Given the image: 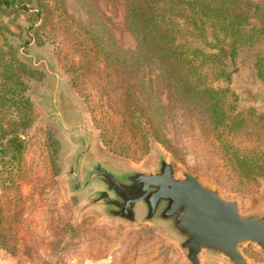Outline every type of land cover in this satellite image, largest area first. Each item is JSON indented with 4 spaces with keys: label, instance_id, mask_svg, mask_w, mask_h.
<instances>
[{
    "label": "rangeland",
    "instance_id": "374dc122",
    "mask_svg": "<svg viewBox=\"0 0 264 264\" xmlns=\"http://www.w3.org/2000/svg\"><path fill=\"white\" fill-rule=\"evenodd\" d=\"M56 1L61 0L46 3L54 8ZM242 1L264 9V0ZM41 4L33 0L28 12H0L3 35L16 57L42 74L26 77L24 95L33 107V121L22 130L23 165L0 177V237L10 240L7 249L0 239V264H190L161 226L131 225L106 217L99 207L86 209L88 196L101 187L71 193L70 160H76L83 140L86 165L101 161L149 173L163 155L174 162L179 176L197 175L225 199L238 201L244 215L263 214L264 176L245 179L229 163L235 150L257 144L264 148V81L252 50L242 51L231 65L230 84L214 83L217 88L229 86L237 113L246 118L244 130L222 131L221 141L207 116L179 101L154 65L145 63L134 78L126 79L120 66L95 61V70L92 60L77 52L73 36L78 38L80 28L74 19L106 27L117 48L138 51L122 0H66V9L50 13ZM4 42L0 37V44ZM126 85L132 86L131 95L124 94ZM129 108L147 123L139 128L146 136L131 133ZM242 251L250 264H264V253L256 245L243 246ZM203 264L228 263L205 257Z\"/></svg>",
    "mask_w": 264,
    "mask_h": 264
},
{
    "label": "trees",
    "instance_id": "16d2710c",
    "mask_svg": "<svg viewBox=\"0 0 264 264\" xmlns=\"http://www.w3.org/2000/svg\"><path fill=\"white\" fill-rule=\"evenodd\" d=\"M33 0H0V12L11 9L30 10ZM41 6L54 12L66 9V0L56 1L51 8L46 0ZM113 1V0H112ZM119 1V0H117ZM127 13V28L135 38L137 52H124L106 27L73 20L80 32L73 35L77 52L92 61L109 62L125 70L126 79L148 63L154 65L182 103L203 113L212 122L215 134H235L245 129V114L237 113L236 95L229 86L214 87L216 82L230 84L234 65L244 50H252L258 77L264 81V9L242 0H122ZM87 3V2H86ZM41 14L40 10L38 12ZM94 19L95 16L92 14ZM6 26L0 24V177L23 165L25 143L22 130L33 121V107L24 95L26 77L42 74L30 69L16 57V50L5 39ZM4 30V31H3ZM99 77L101 75L97 73ZM124 94L133 88L123 86ZM130 109V108H129ZM131 110L128 126L131 133L146 136L139 128L146 126L141 115ZM263 119V116L259 119ZM153 129V122L146 119ZM149 130V129H148ZM153 133L157 136L156 130ZM233 170L245 179L264 176V148L233 151L229 156ZM2 224V223H1ZM0 224V232L3 228ZM2 244L9 249V236Z\"/></svg>",
    "mask_w": 264,
    "mask_h": 264
},
{
    "label": "water",
    "instance_id": "95a60500",
    "mask_svg": "<svg viewBox=\"0 0 264 264\" xmlns=\"http://www.w3.org/2000/svg\"><path fill=\"white\" fill-rule=\"evenodd\" d=\"M264 103V95L260 94ZM85 140L68 172L71 193L90 194L86 209L99 207L114 220L161 226L178 242L190 264L205 257L228 264H250L242 247L254 244L264 253V212L244 215L240 203L192 173L179 176L173 161L161 155L149 173L113 168L101 161L85 163Z\"/></svg>",
    "mask_w": 264,
    "mask_h": 264
}]
</instances>
